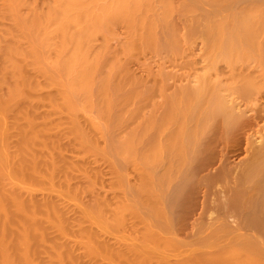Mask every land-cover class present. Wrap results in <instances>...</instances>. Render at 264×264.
<instances>
[{
  "label": "bare ground",
  "instance_id": "1",
  "mask_svg": "<svg viewBox=\"0 0 264 264\" xmlns=\"http://www.w3.org/2000/svg\"><path fill=\"white\" fill-rule=\"evenodd\" d=\"M0 2V22H5L4 25L0 24V264H153V253L149 248L139 249L132 245L126 247L110 245L100 239L99 232H97L99 229L93 227V225L101 223L110 228L123 223L125 218H119L117 215L126 211L130 212L129 204L126 205L122 202L119 204L117 201L112 214H110L111 205L110 202L105 201L106 198L92 197V204L89 207L86 205L82 211L77 212V210L78 215L75 217V212L70 210L71 208L68 209L66 203L63 204L64 202L62 203L52 196L37 199L32 190L21 188L19 183L28 184L33 188H39L47 183L51 187L59 186L66 190H77L76 193L83 192L77 187H70L78 181H75V177H77L75 169L81 171L83 167L64 159L61 152L63 148L61 140L63 137L70 138L80 148L81 154L86 155L89 159L99 152L97 137L103 136V128L110 127L113 110H116L115 124L121 127L128 120L125 117L127 113L125 109L129 108L134 100L139 101L140 92L130 91L121 94V84L116 80L121 71L117 67L118 58L116 52L111 50L107 38L110 32L113 33L112 27L123 26L126 33V41L124 45L121 44L123 52L134 49L145 50L143 44L152 47L154 26L156 25L154 19H157L153 13L156 12V9L153 10V5L148 0H51V2L45 3V6L42 5L41 9H39L40 6L35 7L32 2L30 4L26 0H0ZM215 2L216 0H214ZM96 3L100 5L92 7ZM23 8L25 12H23ZM256 8L258 9V7ZM259 9L263 10L262 7ZM254 10L256 11L255 8ZM252 13L237 17V19L244 17L245 21L238 20V25L235 23L236 21H233L235 24L229 35L224 34L225 28L216 26L215 31L219 33L220 37H215L216 42L213 41L215 42V57L218 52L222 53L226 48L229 50L228 52H231L235 47L234 39L238 41L236 43L240 42L242 45L245 43V47L248 45L250 50L254 48L251 50L252 52L260 50L256 39L260 32L258 25L262 22L258 18L260 16H256L257 11ZM253 16H256L257 21ZM222 26L225 27L223 24ZM215 31L213 30V33ZM98 35H101L103 39L101 45L94 48L93 42ZM211 49L213 50V47ZM51 55L54 59H50ZM53 68L55 71L52 70ZM99 73L100 75H98ZM249 79L248 81L252 82ZM244 81L246 83L247 80ZM253 81L252 87L256 86L257 80L254 78ZM200 88L199 90L194 88L197 95L198 92L203 94ZM208 91H210L208 106L207 99H205L204 110L198 118L193 116V114L195 115L194 108L195 105L198 106L200 98L203 97H198L192 91L188 94L192 101L187 113H182L181 107L178 106L177 111H172L175 114H173L174 117L172 112L169 113L171 116L164 124L167 125L164 126L166 128L163 131L168 129L170 133V136L167 133L168 135L165 134L164 137L170 138L168 140L164 138L168 141L165 151V157H168V160L165 162L166 167L162 168L161 183L168 181V178L172 176L171 165L176 162L177 168H175L180 176L178 183L176 182L177 185L175 184L177 186L176 189L174 188L175 191L172 188H170L172 193L169 192L171 194L166 191L168 199L165 198L167 200L163 197L161 199L160 196L157 198L153 194L154 183L152 184L150 177L146 174L141 179L140 192L144 196L145 204L156 216L164 218L161 220L166 224L169 223V219L165 211V204L171 205L168 207L171 213L180 202L183 201L186 205L187 195L193 192L194 186L198 187L195 185L197 181L201 180L200 182H202L203 180L208 188L215 187L214 184L219 180H222L221 182L224 184L227 182L226 180L229 179L227 175H233V171L229 169L231 174L230 171H227L228 166L226 169L224 165L220 166L222 169L216 170V173L212 175L203 176L202 174L208 169H212L217 160L224 162V159L226 161V158L242 151L243 147L240 145L242 138L240 137L239 141L237 136H243L240 134H245L247 129L251 128L250 126V128L245 127L243 124H247V118L246 122L245 120L241 122V116L238 115L240 116L237 117L239 122L236 119L237 113L236 115L234 113L227 114L226 111L224 113L227 115L223 116L224 113L221 111L220 115H222L223 121L229 118L224 121V126L222 120L220 123L224 128L229 124V127L226 128L228 133L223 136L224 129H219L220 132L216 129L221 133L216 135H221L223 142L221 139H217L219 136L213 135L217 140L216 143H213V141L215 142L213 140L212 142L207 141L208 143L205 144L206 140H212L213 136L210 134L216 128L214 126L216 124H213L215 127L213 130L210 127L211 124L208 126L206 123L205 126L210 127L211 130L206 131L208 128L204 126L205 122L212 121L207 119L213 112H211L212 106L209 108V104L212 97L216 96L214 88ZM114 92L119 94L116 98H113ZM218 99L222 100L221 97ZM43 103L48 104L51 112L38 122L35 120V113ZM178 104L180 105V103ZM95 106L104 120V126L96 122V119L88 118L89 113H87L88 115L85 113L93 110ZM226 106L228 107V105ZM226 106L224 104L222 107ZM206 107L207 110H205ZM174 108L172 107V109ZM234 110L236 109L234 108ZM62 112L66 114L63 126L58 123V118L57 120L56 118L52 119L53 114ZM78 112H84L87 115L85 119L87 117L88 125L86 124L84 128L82 124L78 123V117L75 116ZM214 112L216 111L214 110ZM133 113L130 114V117ZM218 115L217 117H219ZM248 118L250 119V117ZM170 120L179 124L178 126L176 124L177 129L173 127L174 135L171 134L170 127H167L170 126L168 125ZM55 122L58 124H54ZM231 122H236L235 126H239L240 123L241 125L236 129L233 124H230ZM192 123L194 125L191 130L189 125ZM242 124L246 129L242 128ZM248 124L250 123L248 122ZM231 125L237 133L229 131L232 129ZM262 126L263 128L260 127L258 132L264 131V125ZM171 130L173 131V129ZM206 132H209L208 134L212 138L208 135L207 137L210 139L204 137V140L207 139L199 142L202 135L207 134ZM256 133L254 131L253 135ZM262 133L261 135L256 134L260 135L256 138L258 145L252 151H249L248 147L247 151H244L246 158L242 159L240 173L238 172L234 178L235 182H233L236 185L234 184V188L228 190V192L230 191L229 195L226 197L225 203L222 202L224 205L221 207L227 217H240L242 224L240 223L241 226L239 225L237 230L240 229L245 233L251 231L252 234L245 236L242 233H237L236 230H227L225 226L219 225L220 227L218 226L215 230L212 229L210 236L198 238L197 251L194 250L185 259L175 264H264L261 262L264 259V247L259 244L261 241H257V237L260 238L264 235V133ZM52 134L53 137H51ZM171 135L173 136L171 137ZM14 138L15 141L11 142V139ZM120 141L121 145L117 153L124 156L131 146L130 134L127 137H121ZM246 142L248 141L246 140ZM9 143L12 144V151L4 150L3 144L7 146ZM73 143L70 144L73 145ZM217 147L220 149L219 152ZM86 157L83 158L87 159ZM172 158L175 159L173 163H171ZM184 161L185 166L182 167ZM114 172L118 175L117 171ZM197 175L203 176V179ZM72 179H75L73 184L70 182ZM118 186L119 181L115 183V187ZM169 203L170 205H168ZM182 204L179 205V208ZM71 212L74 215L73 220L70 219ZM107 214L110 215L103 218ZM235 220L237 222V219ZM100 231L102 232V230ZM229 236L230 238H228ZM227 238L228 241H224ZM141 241L145 245L149 243L158 247L163 245L156 242L155 235L150 230H147L144 235L142 234ZM75 246H78L79 249H76ZM78 250L82 253L78 254ZM159 264L169 263L166 260H161Z\"/></svg>",
  "mask_w": 264,
  "mask_h": 264
},
{
  "label": "rangeland",
  "instance_id": "2",
  "mask_svg": "<svg viewBox=\"0 0 264 264\" xmlns=\"http://www.w3.org/2000/svg\"><path fill=\"white\" fill-rule=\"evenodd\" d=\"M26 1L30 4L32 2L35 7L40 6L39 9L43 8V6H45V3L51 2V0ZM148 2L153 5V10L156 9V12L153 11L155 12L153 13V16L155 15L157 18H153L154 21H156V25L154 26L152 47L143 44L145 50L134 49L129 52H123L122 45H124L126 41V33L123 26L112 27L111 30H113V33L110 32L109 37L107 38L109 39L108 44L111 47V50H114V52H116V57L118 58L117 67L119 68V71H121L119 76L116 77V80L121 84V94L130 91L140 92L139 101L134 100L129 108L125 109L127 110L125 117L128 118V120L125 121L124 125L121 127L115 124L114 114L116 110H113L110 127L103 128V136L97 137V149L100 153L98 152L96 155H92L93 157H89V159L88 157H86V155L84 156L83 154H81L80 148H78L70 138L68 139L67 137H63L64 139L62 138L61 140V145L63 147L61 152L64 159H66V161L79 164L83 167V170L81 171L75 169V174L77 176L75 177L76 180L72 179L70 182H72L73 184V182L77 180L78 181L76 184L74 183L75 185L73 184L74 186L70 183V187H77L79 189H82L83 192L76 193L77 190H66L64 187L59 186L51 187L47 183L39 188H33L28 184L22 182H20L19 185L21 188L32 190L34 197H36L37 199H40L44 196H52L56 200L61 201L62 203L64 202L63 204L66 203L65 205H68V209L71 208L70 210L75 212V217L76 215H78L77 212L82 211L92 204V197L100 199L106 198L105 201L110 202L109 204L111 205V207L109 208L110 214H112L111 212L112 210H114L117 201L119 202V204L121 202L126 205L129 204L131 207L130 212L126 211L117 215V217L119 218H125V221L123 223H120L119 225L116 224L110 228L105 227L101 223L99 225H93V227H95L97 230L99 229L97 232H99V237H101L100 239L110 245L115 246L126 247L132 245V247L136 246L139 249L149 248L153 253V264H159L161 260H166L169 264H175L176 262L185 259L188 255L193 253L194 250L197 251L196 249L198 238L210 236L212 231L218 228L219 225L225 226L227 230H236L237 233H242L245 236H250V234H252L251 231V233L247 232V234L245 232H242L240 229V231L237 230V228L242 224L240 221V217H227V215L224 214V212L221 210V207L222 205H224L226 201L225 199L229 195L228 193L230 191L228 192V190H230V188H232L235 184H233V182H235V176L238 175V172L240 173V163L242 159L244 160V158H246V155L244 154L247 151L246 148L248 147V150L252 151L255 146L258 145L256 144L258 143V140L256 138H258V136H260L262 132L264 133V131H260L261 133L258 132V130H260L259 128H263L262 125H264V0H216L215 3L214 0H148ZM97 5L100 4L96 3L92 7ZM256 7H258V9ZM261 7L263 8V10L259 9ZM254 8L258 12L256 16H260L257 17L260 19V22H262L261 24L259 23L260 25H258V27L260 28V32L258 31L259 35L257 34L258 37L256 39L257 45L259 46L260 50L257 52L256 50L255 52H252L251 50H253L254 48L250 50V47H247L248 45H246L245 47V43L243 45L240 42L236 43L238 41H235L234 39L233 44L235 47L232 50L233 52H228L229 50L226 48L224 49V51H222V53L218 52L220 55L218 56L217 53V57H215V37H220V35H218L219 33L215 31L216 26L225 28L226 32H224V34L227 33L229 35V32L233 28L234 24L236 23L238 25V20L243 19V21H245L244 17L238 19L237 17H241L242 14H245L244 16H246L249 13H252V9L254 11L253 13H255L256 11L254 10ZM250 10L251 12H249ZM261 10L263 13L261 12ZM23 12H25L24 8ZM256 16H253V18H256ZM160 19H162L163 21H159ZM255 20L257 21V18ZM233 21L236 22L234 23ZM3 23L5 22H0L1 25H4ZM222 24L225 27H223ZM213 30L215 31L214 33ZM102 39V36L98 35L93 42V47H99L101 45ZM212 47L213 50L211 49ZM225 50L227 51L225 52ZM228 54H230L231 56ZM49 57L50 59H54L53 55ZM52 70L55 71V68H53ZM98 75H100V73ZM256 77L259 79V81ZM252 78L253 80L254 78L257 80L255 83L256 86L253 85V87L252 83L254 81L252 80ZM248 79L252 82L248 81ZM244 80H247L246 83ZM199 87H201L200 90L201 92H203V94H199L198 92L197 95L195 89L199 90ZM211 87L214 88L216 96L212 97L211 103L213 104L210 103L209 108L210 106H212V108H210L211 112H214V110L216 112H219L220 110V112H212L211 114L213 115V117L211 114L209 118L206 117L207 119H209V121H212L208 122L206 119H204L207 121L204 123V126L206 123L208 126L211 124V128L215 126V130L217 129L219 132V129L222 128L224 129L222 135L226 134L228 133L226 132L228 130L226 128L229 127V124L228 127L225 126L226 128H224L223 126L224 121L228 120L229 118L224 119L223 121L222 115L224 116L229 113H234L236 115L237 113L236 119L237 117L241 116V122L242 120H245V122L248 120L246 123L248 124L249 122L251 125H247L245 123L243 124L245 125V127L248 126V128H251L249 130L247 129L245 134H240L243 136H237L238 139L240 137L242 138V143L240 144L242 145L241 147H243L242 151H240L236 155H231L232 158L229 157V155V158H226V161L225 159L224 162L222 161L223 163L217 160L215 166H213L212 169H208V171H206L205 173L203 172V174L201 173L203 176L212 175L216 173V170H219L221 167H223L222 165H224L225 169L226 166H228L227 171H233V175H227L229 179H227L226 177V185L221 182L222 180H219L221 183L218 181L219 183L217 182L216 184H214L215 187L208 188L203 180L202 182H200L201 180L199 182L197 181L195 185H197L198 187L194 186L195 191L193 190L192 193L187 195L189 199L187 198V200H185V204L187 203L186 205H184L183 201V204L180 202L182 206H180L179 208L180 204H178V206L175 207V210L177 211L174 212L175 210L173 208V213H171L170 210H168V207L171 206L170 203L168 204L170 206H167L165 204V211L167 213V218L169 219V223L166 224L163 221L164 218L156 216L155 213L145 204L144 196L140 192L141 179L142 176L146 174L150 177L152 184L154 183L152 188L153 194L157 198L159 196L160 198H165L167 196V194H165L166 191L168 194H171L172 189L174 190V188H177L176 182L178 183V177L180 176V174L176 171V162L173 164L174 167L173 165H171L172 176L168 178L169 180L167 179L168 181L161 183V177L163 175L162 168L166 167L165 162H167L168 160V157H165V151L168 147L167 140L168 138H170L164 137L165 134L169 133L168 129V132L165 131L166 133L163 131V129L166 128L164 126L167 125L164 124L167 118L171 116V114L169 113L175 110L177 111L178 106L182 108H180L182 113H187V110L190 109L192 101L188 94H190L192 91H194L198 97H203L200 98L201 100L200 102H198V106L195 105L194 108L195 115L193 114V116H197L198 118L202 114V110H204L205 99H207L206 104L208 106V96L210 94V91L208 90L212 89ZM42 93L44 92L42 91ZM205 94H207L206 97ZM118 95V93L114 92L113 98H116V96ZM218 95L222 98V100L218 99L220 98ZM219 101L222 103L220 104ZM178 103H180V105ZM224 104L225 106L228 105L229 108L227 106L222 107L224 106ZM175 105L176 108H174ZM235 105L238 109L235 107ZM172 107L174 109H172ZM234 108L236 110H234ZM205 110H207V107ZM237 110L239 111L236 112ZM91 111L84 112L86 114L89 113V115L87 114L88 118H94L96 119V122L101 125L103 124L102 126H104V120L101 117L96 106ZM221 111H223V113L227 111V114L224 113L220 115L222 113ZM49 112H51V110L48 107V104L43 103L35 113V120L40 122L43 116L47 115ZM84 112H78L75 115L78 117V123H80V125L82 124L83 128L84 126L86 127L87 124V117L85 119V116L87 115ZM131 113H133V115L130 117ZM173 114L174 113L172 112V116L174 117L175 114ZM217 115L219 117H217ZM52 116V119L56 118L57 120L58 118V123L63 126L66 119L65 113L62 112L59 114H53ZM253 116H255L256 118H254ZM257 116L260 119H257ZM248 117H250V119L252 120H250ZM253 119L257 120L254 121ZM221 120L223 121L222 127L220 124L222 123ZM58 123L55 122L54 124ZM235 123L231 122L230 124H233L236 128L238 125L235 126ZM176 124L177 126L179 125L178 123H174L173 120H170V124L168 123V125L170 126H167L170 127L169 130L173 135L175 134L174 128H176ZM213 124L216 125L213 126ZM243 124L242 128H245ZM193 125L194 123H192V125H189L191 126V130ZM233 125H231L230 128H232ZM240 125L238 127H240ZM205 127L208 128L207 126ZM209 128L206 129V131H211ZM171 129H173V131ZM217 130L216 132H218ZM214 131L210 135H215V137H217L219 135L216 134H221ZM229 131L233 132L234 130L232 128L229 129ZM254 131L255 133L258 132L260 135H256L258 133L253 135ZM124 132H126V134H124ZM235 132L237 133L236 130L234 131V133ZM241 132L243 133L244 130ZM206 133V135H202L199 142H202V140H204V137H207L209 135V132ZM128 134H130V138L132 139L131 146L127 153L124 156H121L120 153H117L121 145L120 138L123 136L127 137ZM173 135H171V137ZM210 135L209 137L212 138V136ZM228 135H225V137H228ZM168 136H170V133ZM51 137H53V134ZM209 137L207 138L210 139ZM164 138L167 140H165ZM207 138H205V140ZM221 138L222 137L220 135L217 139L219 140ZM164 140L166 141V144ZM213 140H215L214 136L212 140H206L205 144L208 143L207 141L212 142ZM246 140L248 142H246ZM14 141L15 138L11 139V142ZM216 141L217 140H215V142L213 141V143H216ZM70 143H73V145H71ZM219 143L220 142L218 141V144ZM2 148L4 150L8 149L9 151H12L13 149L11 143H9L7 146L3 144ZM216 149H218V152L220 151L218 147ZM148 156L150 159L147 158ZM83 157H86L87 159H84ZM173 160L175 159L172 158L171 163L174 162ZM235 163L237 167L239 166L238 168L235 166ZM163 164L165 165L163 166ZM184 166L185 161L183 162L182 167ZM234 168L236 169L234 170ZM163 170L165 171V169ZM114 171H117L118 175H116ZM200 176L198 177L200 178ZM203 176H201L202 179ZM222 179L225 180V178ZM117 181H119V186L115 187V183ZM71 214L70 219L73 220L74 215L72 212ZM110 214H107L103 218H107ZM161 218L163 220H161ZM235 219H237V222ZM100 230H102V232ZM147 230H150L154 233L156 242H158V244L163 245H161L160 247L151 243L145 245V243L141 241V236L142 234L144 235ZM254 233L253 235H255ZM261 237H257V241H261V243L259 244L261 246L263 245L264 247V235H262ZM228 238H230V236ZM228 238L224 239V241L226 240L227 242ZM75 248L79 249L78 246H75ZM81 253L82 252L78 250V254ZM260 253L262 254V251ZM84 262L87 261L84 260ZM261 262L264 263V259Z\"/></svg>",
  "mask_w": 264,
  "mask_h": 264
}]
</instances>
